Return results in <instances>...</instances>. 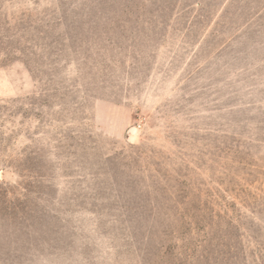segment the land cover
<instances>
[{
	"label": "rangeland",
	"instance_id": "rangeland-1",
	"mask_svg": "<svg viewBox=\"0 0 264 264\" xmlns=\"http://www.w3.org/2000/svg\"><path fill=\"white\" fill-rule=\"evenodd\" d=\"M0 264H264V0H0Z\"/></svg>",
	"mask_w": 264,
	"mask_h": 264
}]
</instances>
